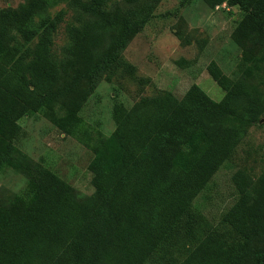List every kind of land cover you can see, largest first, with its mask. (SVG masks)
Masks as SVG:
<instances>
[{
  "label": "trees",
  "instance_id": "trees-1",
  "mask_svg": "<svg viewBox=\"0 0 264 264\" xmlns=\"http://www.w3.org/2000/svg\"><path fill=\"white\" fill-rule=\"evenodd\" d=\"M207 1L241 11L232 38L243 63H259L264 0ZM70 4L79 24L66 27L63 58L53 48L64 12L49 15L50 1L0 10V155L8 160L19 121L30 113L61 105L66 113L52 119L56 128L86 134L80 112L103 74L124 64L123 51L152 16L112 12L107 0ZM208 72L225 92L220 102L193 84L181 98L164 92L130 109L114 104L115 131L90 146V196L24 160L26 192L13 210L0 206V264H264V175L255 192L238 184L234 204L216 222L197 202L264 117V93L214 62Z\"/></svg>",
  "mask_w": 264,
  "mask_h": 264
},
{
  "label": "rangeland",
  "instance_id": "rangeland-1",
  "mask_svg": "<svg viewBox=\"0 0 264 264\" xmlns=\"http://www.w3.org/2000/svg\"><path fill=\"white\" fill-rule=\"evenodd\" d=\"M30 1L0 0V10L18 9ZM48 1L49 15L55 17L64 12L53 48L55 55L63 58L69 44L66 27L79 24L78 14L70 0ZM107 1L112 12H147L151 13V20L123 51L124 64L103 74L80 112L86 134L67 136L56 128L52 119L66 113L61 105L54 111L30 113L19 121L22 132L13 143L15 151L9 160L0 155V206L13 210L12 205L26 192L30 174L21 165L24 160L57 172L81 196L94 194L93 174L89 170L94 155L90 146L100 134L108 137L115 131L113 107L117 102L130 109L142 98L164 92L181 98L193 84L220 102L225 92L208 72L213 62L231 79L246 77L264 93V53H258L259 63L245 64L242 49L232 38L236 20L241 16L238 8L226 3L211 7L207 0ZM5 151L1 146L0 154ZM263 175L264 117L248 130L237 152L197 202L204 215L216 222L234 204L237 185L255 192L261 188Z\"/></svg>",
  "mask_w": 264,
  "mask_h": 264
}]
</instances>
